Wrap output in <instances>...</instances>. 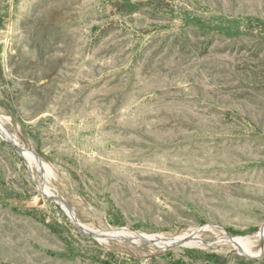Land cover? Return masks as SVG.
Instances as JSON below:
<instances>
[{"label": "rangeland", "instance_id": "374dc122", "mask_svg": "<svg viewBox=\"0 0 264 264\" xmlns=\"http://www.w3.org/2000/svg\"><path fill=\"white\" fill-rule=\"evenodd\" d=\"M0 264H264V0H0Z\"/></svg>", "mask_w": 264, "mask_h": 264}, {"label": "water", "instance_id": "95a60500", "mask_svg": "<svg viewBox=\"0 0 264 264\" xmlns=\"http://www.w3.org/2000/svg\"><path fill=\"white\" fill-rule=\"evenodd\" d=\"M12 145H14V147L16 148V150H18L20 153H22L21 152V150L20 149H18V147L14 144V142H12V141H10V140H8ZM78 224V223H77ZM79 225V224H78ZM79 227L81 228V226L79 225ZM188 239L189 238H187L185 241H183V242H180L179 244H182V243H186L187 241H188ZM170 245H176V243H175V241H173L172 243H169V244H167V246H170Z\"/></svg>", "mask_w": 264, "mask_h": 264}, {"label": "bare ground", "instance_id": "6f19581e", "mask_svg": "<svg viewBox=\"0 0 264 264\" xmlns=\"http://www.w3.org/2000/svg\"><path fill=\"white\" fill-rule=\"evenodd\" d=\"M23 151V150H22Z\"/></svg>", "mask_w": 264, "mask_h": 264}]
</instances>
